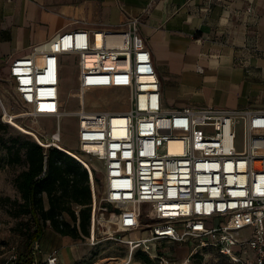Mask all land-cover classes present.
<instances>
[{
    "label": "built area",
    "instance_id": "obj_1",
    "mask_svg": "<svg viewBox=\"0 0 264 264\" xmlns=\"http://www.w3.org/2000/svg\"><path fill=\"white\" fill-rule=\"evenodd\" d=\"M138 21L133 16L124 26L60 30L31 45L8 65L15 100L34 117L65 115L64 55L76 56L79 94L127 89L125 109H88L81 99L71 111L78 125L74 153L60 146L59 127L49 137H36L88 170L91 239L97 209H106L95 196L89 159L96 158L103 165L101 201L118 209L109 213V221L123 225V209L129 207L134 222L128 226L136 229L142 206H148V235L128 241L130 254L140 246L156 256L151 242L194 238L196 245L216 247L237 264H264V108L164 107ZM243 228L249 230L246 236L239 234ZM45 264H59L55 251Z\"/></svg>",
    "mask_w": 264,
    "mask_h": 264
},
{
    "label": "crops",
    "instance_id": "obj_2",
    "mask_svg": "<svg viewBox=\"0 0 264 264\" xmlns=\"http://www.w3.org/2000/svg\"><path fill=\"white\" fill-rule=\"evenodd\" d=\"M133 16L164 107L264 108V0H0V72L57 31Z\"/></svg>",
    "mask_w": 264,
    "mask_h": 264
},
{
    "label": "rangeland",
    "instance_id": "obj_3",
    "mask_svg": "<svg viewBox=\"0 0 264 264\" xmlns=\"http://www.w3.org/2000/svg\"><path fill=\"white\" fill-rule=\"evenodd\" d=\"M62 59L64 65L60 95L63 109L67 113L60 116L59 120L49 115L34 117L26 114L25 108L15 100L12 82L8 75L0 72L2 84L0 98L4 106L9 111H13V119L5 115V109L3 117V108L0 103V264H5L8 260L22 254L30 255L33 264H45L49 255L54 251L59 264H122L128 260V264H237L230 256L216 247L196 245L199 242L194 238L151 242L156 256H154V250L149 249L148 253L143 249L144 247L140 246L135 247L130 254L131 243L128 241L141 233L144 234L143 236L148 235L146 225H144L148 220L146 216L148 206H142L139 225L136 229L129 228V224L134 222V218L128 217L132 211L129 207L123 209L121 218L123 225L117 223L115 226V221H109V213L114 210L118 213V209L101 201L105 191L103 165L96 158L89 159L93 167L95 196L97 204L106 206V209H97L98 221L95 224L93 238H90V233L88 236L78 238L61 235L51 229L49 223L46 222L39 240L29 244L28 233L34 226L30 215L13 213L14 200L20 199L19 192L13 184V178L23 168V164L4 162L5 145L12 144L17 135L36 140L35 133L30 127L36 130L40 138L49 137L51 132L59 127L60 146L77 150V117L71 111L80 107L81 99L85 103V108L88 109H125L129 104L128 91L122 86L118 89H94L87 91L84 95L79 94L76 79L78 71L76 56L64 55ZM248 232L246 228L239 230L241 236H246ZM143 254L148 256V263L142 260Z\"/></svg>",
    "mask_w": 264,
    "mask_h": 264
},
{
    "label": "trees",
    "instance_id": "obj_4",
    "mask_svg": "<svg viewBox=\"0 0 264 264\" xmlns=\"http://www.w3.org/2000/svg\"><path fill=\"white\" fill-rule=\"evenodd\" d=\"M5 147L6 164H23L13 178L20 197L14 200L13 213L30 215L34 226L28 233L29 244L39 240L46 222L61 235L88 236L92 195L86 167L59 147H44L19 135ZM141 258L149 262L147 255ZM5 264H33V259L22 254Z\"/></svg>",
    "mask_w": 264,
    "mask_h": 264
},
{
    "label": "bare ground",
    "instance_id": "obj_5",
    "mask_svg": "<svg viewBox=\"0 0 264 264\" xmlns=\"http://www.w3.org/2000/svg\"><path fill=\"white\" fill-rule=\"evenodd\" d=\"M7 88V87H6ZM0 103H1V105L4 107V109H5V115L7 116V117H11L12 119H13V117H12V115H13V111H9L5 106H4V104L2 103V100H1V98H0ZM21 114V113H20ZM15 116H18L19 114H14ZM3 117H4V110H3ZM9 117V118H10ZM5 119V118H4ZM6 120V119H5ZM17 123H19L17 120H15ZM59 123V122H58ZM21 125V124H20ZM21 126H23V125H21ZM29 127V126H28ZM31 128V131L32 132H34L35 133V136L37 137V138H39L40 139V137L38 136V133L36 132V130L35 129H33L32 127H30ZM62 148H64L65 150H67V151H69V152H72V153H74V151L73 150H71V149H69V148H67V147H62ZM132 212H133V210L129 213V215H128V217L129 218H133V216H132ZM117 221H115V226H117ZM130 255V254H129Z\"/></svg>",
    "mask_w": 264,
    "mask_h": 264
}]
</instances>
